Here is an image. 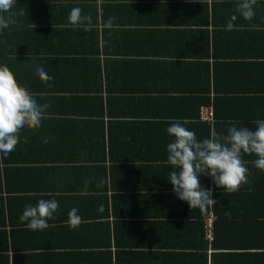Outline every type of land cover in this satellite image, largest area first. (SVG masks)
<instances>
[{"label": "crops", "instance_id": "0c3cea01", "mask_svg": "<svg viewBox=\"0 0 264 264\" xmlns=\"http://www.w3.org/2000/svg\"><path fill=\"white\" fill-rule=\"evenodd\" d=\"M215 1L218 12L206 16L203 10L195 13L203 0H17L13 11L25 15L16 17L18 24L0 29V51L9 55L0 58V66H8L39 104L50 107L42 127L24 130L13 152L0 153V264H115L116 248L131 249L136 264H159L155 260L167 258L166 244L195 242L187 233L174 238L166 231L169 224L184 223L201 210L181 201L167 178L172 170L167 145L173 137L165 122L186 120L185 126L202 140L214 132L226 135L233 123L255 129L253 122L264 119V0H257L252 21L235 13L238 0H207L208 11ZM74 7L91 14L94 27L72 25L68 17ZM234 14L238 18L228 30ZM110 16L117 18L111 31L103 27ZM187 50L197 55L217 50L218 60L239 67L232 83L228 79L221 86V103L208 104L214 112L210 123L200 118V77L193 85L176 81L178 70L171 63L194 61L187 52L182 55L186 60L179 56ZM104 59H110V66ZM133 63L138 64L136 72ZM81 66L87 75L79 71ZM36 67H44L54 79L44 83ZM220 68L225 74L230 70ZM164 102L177 114L170 121L158 114ZM153 111L159 118H153ZM109 140L118 144L112 154ZM256 158L243 157L251 193L264 189V172L253 164ZM102 179L104 185L97 188ZM85 181L90 182L87 191ZM200 181L215 193L211 178L201 176ZM52 198L59 209L47 229L33 231L20 221L27 205ZM247 204L264 219L261 201ZM101 205L103 212L98 211ZM72 208L83 218L75 229L67 223ZM239 225L245 244L252 235L246 220L233 225L229 237L241 241ZM176 257L177 264L200 261L195 255ZM218 258L216 264H233Z\"/></svg>", "mask_w": 264, "mask_h": 264}, {"label": "clouds", "instance_id": "9594fccd", "mask_svg": "<svg viewBox=\"0 0 264 264\" xmlns=\"http://www.w3.org/2000/svg\"><path fill=\"white\" fill-rule=\"evenodd\" d=\"M16 5L17 0H0V29L18 24L16 17L25 15L23 10L13 11ZM256 6L257 0H238L235 13L246 21H252L256 16ZM236 14L229 19L228 30L234 28V21L238 18ZM68 19L72 25L85 30L94 27L91 14H83L79 7L70 11ZM116 19L115 16H110L103 27L111 31L116 27ZM32 24L35 29L36 25ZM35 72L46 84L54 79L44 67H36ZM49 107L47 103L39 104L34 95L17 81L8 66H0V153L13 152L24 130H38L42 127ZM204 107L212 110L211 106ZM187 123L186 120L171 121L166 129L167 134L173 137L172 142L167 145V164L172 169L167 178L175 195L187 202L190 209L205 212L219 203L213 199V190L202 186L201 176L210 177L217 188L236 193L250 183V172L243 159L244 155H255L257 158L253 161L254 167L264 172V119L253 122L256 125L254 130L237 127L233 123L226 135L214 132L209 138L202 140L185 126ZM104 183L102 179L96 187H102ZM89 185L90 182L85 181V191ZM58 209L56 199H40L35 206L27 205L19 219L33 231L44 230L49 227V221L56 218ZM98 211H104L103 205ZM78 213L77 208H72L68 213L67 223L73 229L83 223V218ZM224 215L230 216V212L225 211Z\"/></svg>", "mask_w": 264, "mask_h": 264}, {"label": "trees", "instance_id": "16d2710c", "mask_svg": "<svg viewBox=\"0 0 264 264\" xmlns=\"http://www.w3.org/2000/svg\"><path fill=\"white\" fill-rule=\"evenodd\" d=\"M201 3V2H200ZM217 1L214 2L212 11H208V6L210 4L207 3V0H203L201 3L202 9L196 10L195 13H200L203 10V13H206V16H208L207 13H216L218 12L217 8L220 6ZM199 6V4H197ZM218 6V7H217ZM230 11V10H228ZM208 21L205 22L207 24ZM204 49V48H203ZM13 51V50H12ZM202 55L192 54L193 51L187 50L184 51L179 56L185 55L187 52V55H190V58H195L192 62H186V63H171V65L176 66L178 72L177 75L179 77H176V81H188L191 85L193 83H197V78L199 79L200 84V93L201 98L199 99V105H212L214 107H217L221 101L222 97H220L219 94L222 93L223 88L221 86H224L225 81L228 79L233 81L237 76L236 74L239 73V67L235 64L229 65L225 64L224 62L218 60V53L217 50H201ZM105 52V51H104ZM103 52V53H104ZM96 53L98 54V50H96ZM107 56V53H104ZM186 55V56H187ZM214 60V64L211 63L212 57ZM8 51L3 50L0 51V58H6L8 57ZM186 56H182L186 60ZM195 56V57H194ZM197 56H199L198 60H196ZM202 56V57H201ZM110 59H104V63H107L109 66ZM97 62V73H100V66ZM229 63V62H228ZM107 65L106 72L110 74V67ZM220 67H227L230 70L225 74L224 70ZM138 68V64L133 63V72H136ZM196 68L197 72H193V69ZM83 67H80V72L87 75V71L83 72ZM94 73V72H93ZM111 73H114L113 70H111ZM122 75V74H121ZM99 77V76H98ZM123 81V80H122ZM224 81V82H223ZM156 83V81L154 80ZM237 83L240 85L238 81H234V83ZM233 83V84H234ZM189 84V86H190ZM256 85V86H255ZM96 82L95 80L91 83V87L94 89L96 88ZM255 86V87H254ZM192 89H195L194 86H190ZM254 89L258 88V84H253ZM250 90V89H249ZM257 91V90H256ZM261 92V90H260ZM156 96V95H155ZM160 101L162 98L156 96ZM256 96V100H257ZM259 98V97H258ZM167 98H164V101H167ZM155 105V104H153ZM164 109L158 114L161 115L162 118H167L168 121H170L171 118L176 117L177 114L169 112L170 109H168L164 102ZM153 118H159L156 116V112H152ZM167 116V117H164ZM181 119L183 117H180ZM155 123V122H154ZM167 123L166 127L168 128L170 126V122ZM205 126V124H204ZM206 127V126H205ZM207 128V127H206ZM208 129V128H207ZM154 128L151 129L150 134L148 135L149 138L153 137L151 134L154 132ZM254 130V129H253ZM154 141V140H153ZM131 141H129V145L131 147ZM126 144L125 149H128L129 146ZM152 146V140L150 147ZM118 144L114 141L112 142L109 140L107 150L112 154L114 148H117ZM104 150V149H103ZM205 177V180L208 181L210 177ZM262 186L264 185V182L260 183ZM248 186H243L240 191L236 193H228L220 188L213 186L215 193L213 194V199L217 200L219 203L214 208H209L207 211L199 213H193L188 216V219L183 223L180 221H174L173 223L169 224L170 227L166 230L169 237H179V235L184 238V234H188V238L195 239V242H193L191 245H184V244H177L176 242H171L166 244V248H168L169 252H166L164 255L167 257L163 260H155V263L159 262V264H177L175 263V259H177L176 256L180 257H189L191 255H195L200 261L199 264H208L211 260H213L216 264V261L219 259V257L224 256L223 259L226 260L229 263L233 264H246L248 262L249 264H264V219H258L257 214L253 213V211L248 209V202L250 205V201H254L256 203L260 204V201L262 204V212L264 214V189L263 187H260V190L256 193H251L248 191ZM251 190H254L253 187ZM253 192V191H252ZM248 210L251 211L252 215L248 216ZM225 211L230 212V216H225ZM214 214V221L212 229V235L213 239L207 238L206 235V218L208 214ZM195 214V215H194ZM2 215H0V222L2 221ZM243 220H246L250 223V229L252 230L251 238L244 244L243 238L241 237V228L242 226L239 225L240 231L238 232L239 239L241 241L239 242H233L234 240L231 239L229 236L234 232L232 230L233 225L238 224L240 222H243ZM194 231V233H193ZM244 244V245H243ZM111 250V249H109ZM131 249H115V264H136L132 256H134V253H131ZM194 252V253H186V252ZM142 252L140 251L139 254ZM111 254V251L109 252ZM145 253H143L142 258L144 257ZM189 255V256H188ZM180 261V259H179Z\"/></svg>", "mask_w": 264, "mask_h": 264}, {"label": "built area", "instance_id": "2783aa9c", "mask_svg": "<svg viewBox=\"0 0 264 264\" xmlns=\"http://www.w3.org/2000/svg\"><path fill=\"white\" fill-rule=\"evenodd\" d=\"M200 118L201 121H212L213 119V112L210 108L208 107H202L200 109ZM214 214L211 213L210 215H208L207 219H206V235L207 238H210L211 240L213 239V235H212V229H213V221H214Z\"/></svg>", "mask_w": 264, "mask_h": 264}, {"label": "bare ground", "instance_id": "6f19581e", "mask_svg": "<svg viewBox=\"0 0 264 264\" xmlns=\"http://www.w3.org/2000/svg\"><path fill=\"white\" fill-rule=\"evenodd\" d=\"M216 217V216H215ZM213 232V231H212Z\"/></svg>", "mask_w": 264, "mask_h": 264}]
</instances>
